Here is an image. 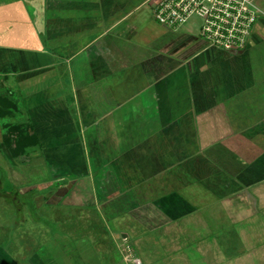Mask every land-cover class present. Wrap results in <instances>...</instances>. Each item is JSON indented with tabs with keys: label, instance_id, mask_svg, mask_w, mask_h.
Instances as JSON below:
<instances>
[{
	"label": "crops",
	"instance_id": "obj_1",
	"mask_svg": "<svg viewBox=\"0 0 264 264\" xmlns=\"http://www.w3.org/2000/svg\"><path fill=\"white\" fill-rule=\"evenodd\" d=\"M152 6L0 0V98L12 112L0 155L23 178L52 171L46 203L109 220L133 264H264V15L243 49L224 51L189 34L193 21L187 33L158 24ZM7 122L32 128L16 158ZM14 187L0 194L31 190ZM45 244L31 264H101L87 236Z\"/></svg>",
	"mask_w": 264,
	"mask_h": 264
},
{
	"label": "rangeland",
	"instance_id": "obj_2",
	"mask_svg": "<svg viewBox=\"0 0 264 264\" xmlns=\"http://www.w3.org/2000/svg\"><path fill=\"white\" fill-rule=\"evenodd\" d=\"M255 3L263 6L264 0H257ZM192 29L189 34L201 40L198 31ZM179 31L187 33L185 28ZM202 41L205 42L203 39ZM9 85L8 82L7 87ZM1 123L0 120V125ZM0 164H5L9 171L0 165V193L14 192L15 188L18 189L14 184L18 185L19 191L31 186V190L26 194H18L17 201L12 200L11 196L4 197L0 194V264H31V256L35 254L45 258V249L49 250L45 243L53 232H65L71 237H89L101 264H133L130 260L133 259V254L126 238L111 239L106 231L105 226L109 220L98 214L95 216L90 210L87 218L77 216V209L73 211L72 206L67 203H46L44 194L47 196L48 192L58 185L53 181L55 174L53 175L52 171L45 169L34 172L23 167V178V174L18 170L22 167L19 164L12 160L8 163L2 155ZM18 178L21 179L20 183H16ZM56 260L58 259L54 257L50 262L46 260L45 264H59ZM32 262L38 264L34 258Z\"/></svg>",
	"mask_w": 264,
	"mask_h": 264
},
{
	"label": "built area",
	"instance_id": "obj_3",
	"mask_svg": "<svg viewBox=\"0 0 264 264\" xmlns=\"http://www.w3.org/2000/svg\"><path fill=\"white\" fill-rule=\"evenodd\" d=\"M256 0H153V19L177 29L195 25L207 46L239 51L249 42L253 26L264 13Z\"/></svg>",
	"mask_w": 264,
	"mask_h": 264
},
{
	"label": "trees",
	"instance_id": "obj_4",
	"mask_svg": "<svg viewBox=\"0 0 264 264\" xmlns=\"http://www.w3.org/2000/svg\"><path fill=\"white\" fill-rule=\"evenodd\" d=\"M0 101V118H7L10 116V113H12L9 111L8 98L2 96ZM3 126L5 127L6 131L2 135V142L7 148H10L12 158L21 156L23 154L24 146L27 145L30 140L35 143L34 139H30L31 135L26 134L27 130L32 129L30 124L26 126L24 123L11 125L7 122L3 124Z\"/></svg>",
	"mask_w": 264,
	"mask_h": 264
}]
</instances>
